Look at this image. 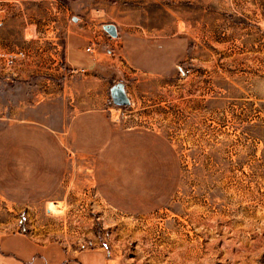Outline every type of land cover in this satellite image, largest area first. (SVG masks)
<instances>
[{
	"label": "rangeland",
	"instance_id": "obj_1",
	"mask_svg": "<svg viewBox=\"0 0 264 264\" xmlns=\"http://www.w3.org/2000/svg\"><path fill=\"white\" fill-rule=\"evenodd\" d=\"M107 24L127 53L98 57L131 100L105 112L124 163L65 145L57 193L0 197V222L71 253L100 242L109 264H264V0L0 1V141L64 135L78 98L53 99L45 82L62 30L100 40Z\"/></svg>",
	"mask_w": 264,
	"mask_h": 264
},
{
	"label": "crops",
	"instance_id": "obj_2",
	"mask_svg": "<svg viewBox=\"0 0 264 264\" xmlns=\"http://www.w3.org/2000/svg\"><path fill=\"white\" fill-rule=\"evenodd\" d=\"M53 1L75 6L94 0ZM62 32L63 60L55 64L52 80L45 82L52 84L53 99L56 97L59 99L62 95L64 99L72 100L75 104L76 98L79 100L83 96L84 102L81 104L77 100L80 109L75 108L79 109V112L68 122L62 137L58 132L49 130L57 139L41 142L19 141L17 138L7 137L0 141V197L15 206H32L48 200L57 193L60 176L63 173L60 166L67 163L66 158L61 156L65 145L87 156L95 165L124 163L123 160L110 156V143L116 140L118 132L105 115L114 104L111 89L119 83L115 77L118 66L103 63L98 59L105 54L114 60L123 54L127 59V53L123 49L117 50V44H121L119 29L118 38H112L105 33L103 37H99L100 40H93L87 30L76 33L68 28ZM51 44L57 49L60 46L57 42ZM103 45H108L106 52ZM111 46H115L116 49ZM87 48H91V52H87ZM60 84L63 85L62 93ZM115 107L114 104L113 108ZM11 228L12 224L0 222V264L111 262L110 253L100 242L99 247L94 250L71 253L69 249L63 248L59 241L45 243L44 240H37L31 236L23 222L15 224L14 230Z\"/></svg>",
	"mask_w": 264,
	"mask_h": 264
},
{
	"label": "water",
	"instance_id": "obj_3",
	"mask_svg": "<svg viewBox=\"0 0 264 264\" xmlns=\"http://www.w3.org/2000/svg\"><path fill=\"white\" fill-rule=\"evenodd\" d=\"M104 31L112 38H118V29L114 24H107L103 26ZM111 98L113 103L119 107H126L131 104V100L129 99L125 84L122 82L117 83L111 89Z\"/></svg>",
	"mask_w": 264,
	"mask_h": 264
},
{
	"label": "built area",
	"instance_id": "obj_4",
	"mask_svg": "<svg viewBox=\"0 0 264 264\" xmlns=\"http://www.w3.org/2000/svg\"><path fill=\"white\" fill-rule=\"evenodd\" d=\"M87 52H91V48H87ZM76 72H74V74H75Z\"/></svg>",
	"mask_w": 264,
	"mask_h": 264
}]
</instances>
